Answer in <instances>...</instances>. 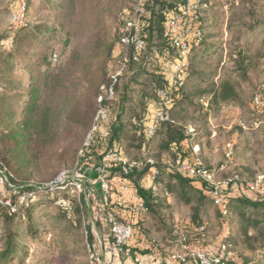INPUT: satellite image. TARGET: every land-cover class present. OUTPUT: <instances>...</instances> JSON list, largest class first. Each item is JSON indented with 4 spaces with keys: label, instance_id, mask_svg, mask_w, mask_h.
I'll return each mask as SVG.
<instances>
[{
    "label": "trees",
    "instance_id": "16d2710c",
    "mask_svg": "<svg viewBox=\"0 0 264 264\" xmlns=\"http://www.w3.org/2000/svg\"><path fill=\"white\" fill-rule=\"evenodd\" d=\"M165 1L156 6L155 10L154 8L149 9V7H152L153 3L157 2L156 0L144 1L146 14L143 34L145 38L150 36L148 40L159 35V41L163 43L150 47V49L146 48V52L144 51L137 62L130 61L126 64L113 88V97L103 102L108 116L105 121L100 123L99 127L106 128L105 130L101 128L100 132L96 131L92 134L90 139L92 144L89 141L79 162L81 165L86 164V159L91 156L100 165L104 153L117 149L125 153L129 162L142 163L140 166L131 167L127 176L146 207V214L134 226L136 233L143 236L147 245V249L133 248V252L140 251V254L136 252L139 256L142 254L156 258L155 253L159 252L160 257L166 246L181 243L182 238L185 239V245H190L191 242H202V237L209 232L208 224L203 222V218L213 208L220 217L219 227L223 228V225L227 223L230 229V234L223 241L228 239L229 244L235 246L236 239L231 238V234L235 233L237 239H241L251 250H255V246H264V200L253 201L248 194L242 192L238 196L230 197L226 207L227 213L224 215L218 207L213 205L207 185L197 178L187 176L175 164L178 159L192 160L190 154L183 149L181 144L183 141L191 139L193 143L200 146L209 145L208 113L203 111V106L200 103L203 96L209 97L208 108L212 112H217L222 105L230 104L242 109L246 108L247 104L243 100V91L241 90L242 85H252V77L259 79L258 69L262 68L261 71L264 74V35L262 44L257 48L255 45L257 41L255 39L262 32L264 34V20L261 19V15L258 16L256 2L242 0L243 3L234 16L238 17L240 25L246 28L245 32L236 31L238 32L237 39L243 38L244 41L242 45L235 46L233 51H227L228 61L220 67L222 76L217 82H214L217 68L222 61L223 50L221 43L211 41L214 37L219 36L216 33L219 23L215 19L207 20L206 13L209 12V9L202 18L203 40L191 50L185 83L174 96L169 119L159 125L152 138H146L142 132H138V124L147 114L150 104L156 100L157 90L166 86L162 76L161 63L167 47H169L170 54H173L163 35L162 10L180 0ZM27 11H29L28 5ZM29 26L30 24L27 23L17 27L16 33L30 28ZM207 29L208 32H205ZM36 31L38 32L27 33L29 36H22L21 40L15 41V43L26 41L24 55H20L18 52L8 53L13 48L8 52L0 51V143L2 144L0 176H9L11 189L16 191V195L26 191L47 194L45 187H40V184L45 183H36L31 179L29 173L23 172L33 161L23 158L25 154L23 148L44 147L46 141H50V137L57 139L60 136L61 138L59 130L67 129L69 121L76 120L77 106L79 110L81 106L83 107L84 115H81L80 112L79 114L82 118V133L84 134L90 126L94 105L97 106V99L103 94L102 88L109 86L110 75L115 71L109 74L103 67L100 81L98 80L94 84L89 78L90 67H84L81 77H85L92 86L88 93V99L85 98L82 91H73V93L61 91L59 89L61 79L53 73H48V75L39 73L34 76L32 74V77L29 76L26 80L27 84L15 85L16 82L11 78V75L15 71L16 60L20 57L25 62L37 55L38 47L35 45V41L43 32V28ZM116 45L120 48L119 35ZM114 46L113 43L107 49L109 57L112 53H116L113 51L116 47ZM121 53L122 51L119 49L115 57L116 64H118ZM215 56H220V60L213 66L211 60ZM34 63H37V60H34ZM51 67H53L52 62H48L46 68ZM138 78H142L141 81H138ZM19 89L22 91L19 95L9 96L11 90ZM58 89L59 91H57ZM259 91L258 87L256 92ZM93 122L94 120H92V126ZM190 126L195 128L196 135L193 138L191 135H187ZM6 134L8 135L6 136ZM148 159H151L153 163H147ZM171 164L172 168L170 169ZM151 168L159 171V176L156 179L158 190L155 193L151 191V188L146 189L141 185L143 175ZM112 172L120 173V167L112 168ZM235 175L241 178L239 173ZM69 197L73 205L80 200L88 207L85 190L79 199L76 196ZM15 200L16 196H13L12 201ZM32 202L26 207L17 204L16 213H10L7 207L0 205V217L5 215L10 221L22 218L20 216L21 209H29ZM180 207L187 212V221H178L176 215L177 209ZM60 213L66 219L65 214L62 211ZM6 222L1 219V230L2 234L4 233L3 242L5 243L0 255L1 261L15 256L16 248L25 242L24 237L17 238L16 233L8 231L11 223L7 224ZM170 255H166L169 261ZM237 259L239 260L238 256ZM182 264L198 263L193 258L187 257L186 262ZM243 264H247V261Z\"/></svg>",
    "mask_w": 264,
    "mask_h": 264
},
{
    "label": "rangeland",
    "instance_id": "374dc122",
    "mask_svg": "<svg viewBox=\"0 0 264 264\" xmlns=\"http://www.w3.org/2000/svg\"><path fill=\"white\" fill-rule=\"evenodd\" d=\"M156 1L153 5L149 4L152 5L149 9L154 8L155 10V7L160 3H164L165 0ZM210 1L213 4L209 12L206 13L207 20L215 19L219 23V28L216 31L219 36L214 37L211 41L221 43L223 50L221 59L226 62L228 61V57L226 58L227 51H233L235 46L242 45L244 41L243 38L237 39L238 32L236 31L245 32L246 28L242 27L239 18L234 16L243 2L242 0H226L229 5L226 10H221L223 9L224 0ZM252 1L257 3L258 16L261 15V19L264 20V0ZM136 2L137 0H0V51L8 52L13 48L8 53L18 52L20 55H24L26 41L24 40L23 43H15V41L17 39L21 40L22 36L27 37L31 33H37V29L43 28V32L35 41V45L38 47L36 49L37 55L25 62L19 57L15 62V71L11 75V78L17 83L15 85L22 86L21 84L26 83V80L29 76L32 77V74L34 76L39 73L47 75L53 73L61 79L59 84L61 91H67L68 93L82 91L85 98L88 99V93H90L92 86L85 77H81L83 69L85 66L90 67L89 78L94 84L98 80L100 81L103 67L106 73L109 74L116 70L118 64H116L115 57L119 51L116 39L119 32L121 13L123 10L132 11ZM20 3H25L26 9L27 5L29 6V11L26 13V24L29 23L30 28L16 33L17 27L11 24V18ZM214 11L218 13L217 17L214 16ZM205 32H208V29ZM262 33L255 39L257 40L255 43L256 48L262 44L264 35ZM149 38L146 37L145 39L148 40ZM1 42L4 43L1 44ZM113 43L116 46L113 49L116 54L112 53L109 57L107 49ZM147 43L146 48L150 49V47H155L163 42L159 41L158 35L153 36ZM34 60H37V63H34ZM218 60H220V56L212 58L213 66L216 65ZM48 62H52L53 67L46 68ZM227 67H230V65H227ZM261 70L262 68L258 69L259 79L252 77V85H242L243 100L247 104L246 108L243 109L244 116L238 117L233 114L226 123L233 126L234 121L240 118L247 125L246 134L244 133L245 138H242L241 134L236 140L237 143H234V140L230 138L231 127H213L214 136L211 145L205 146L199 157L196 155H194L196 157H191L202 163L203 167L213 175V180L216 183H222L227 177H231L236 173L240 174L242 181H250L258 175H264V110L249 109V104L252 105V96L257 93L256 89L258 87L264 100V74ZM141 79L138 78V81H141ZM21 92L20 89L17 91L11 90L9 96L15 97ZM83 106L85 107L84 104ZM76 110V120L74 122L69 121L67 129L61 128L59 130L61 138L60 136L56 137L57 139L50 137V141H46L44 147L33 148L30 145L31 148L29 149L27 147L23 148L25 153L23 158L33 160L23 172L29 173L34 182L45 183L40 184V187H46L65 176L75 179L78 175H83L88 169H95L99 166L91 156L86 159L85 163L88 165L84 163L81 165V162H79L83 156L82 152L87 137L93 127L92 120H94L97 106L94 105L90 126L84 134L82 133L81 118V115H84L83 107L81 106L79 110L77 106ZM223 121L226 120H221L219 124H222ZM250 126L252 128L248 131L247 128ZM101 128L105 130L106 127ZM90 143L92 144V141ZM227 145L233 147L231 160L225 158ZM244 145L247 147L243 150ZM1 153L2 144L0 143V156ZM107 153L108 151L102 157ZM207 163H210V165H207ZM87 185L89 184L87 183ZM59 194L70 199V195L64 192ZM56 197V192H48L46 195L37 193L30 208L21 209L20 216L22 218L10 221L7 220L5 215L0 217V255L5 246L3 242L4 233L2 234L1 230V219L6 220L7 224L11 223L8 231H13L16 233L17 238L24 237L25 240L22 246L16 248L15 256L6 258L3 261L0 260V264H89L87 248L94 244L95 235L100 236L102 228L106 224L103 217L99 216L98 210H102L99 206L100 203L97 199L90 198L89 195L86 196L88 207L83 201L78 200L73 205L75 226L60 213L59 208L55 205ZM29 203L28 200L20 205L26 207ZM94 205L96 206L94 207ZM97 206L99 208H96ZM90 207L92 208L91 211ZM103 213L105 215V211ZM176 216L179 222L187 221V212L182 207L177 209ZM203 222L208 224L209 232L202 237V242H191L190 245H185L184 242L170 244L166 246L160 257L159 252L155 253L156 258L141 254L144 257V264H171L166 256L169 254H186L189 257L191 253L207 252L217 256L223 243L222 238L227 237L230 231L226 230L225 232L219 227L220 217L214 208L210 209L205 215ZM231 238L236 239V244L231 246L230 250L239 257L238 262L240 264L246 263V261L247 264H264L263 245L255 246V250H251L241 239L236 238L235 233L231 234ZM136 252L140 254V251L137 250ZM116 264L121 263L117 261Z\"/></svg>",
    "mask_w": 264,
    "mask_h": 264
},
{
    "label": "built area",
    "instance_id": "2783aa9c",
    "mask_svg": "<svg viewBox=\"0 0 264 264\" xmlns=\"http://www.w3.org/2000/svg\"><path fill=\"white\" fill-rule=\"evenodd\" d=\"M144 1L137 0L132 11L123 10L121 13L118 35L119 49L122 53L119 56L118 67L110 75L109 86L102 88L103 94L97 99V112L85 147L88 146L92 134L101 131L100 123L107 119V110L104 108L103 102L113 97V88L117 84L126 64L130 61L137 62L146 49L145 35L143 34L146 14ZM210 6V3L206 0H180L162 10L163 35L173 54H170L168 47L161 63L162 76L166 86L157 90L156 100L150 104L147 114L138 124V132H142L146 138H152L159 125L169 119L174 96L185 83L191 50L203 40L202 18ZM26 12L25 3H20L12 14L11 24L15 27L25 25L27 22ZM8 40L10 41V39ZM3 43L1 42V44ZM252 105L258 111L264 110V100L259 92L253 96ZM232 156L233 147L227 145L225 157L227 160H231ZM146 162L153 163L151 159L146 160ZM140 164L142 165V163L129 162L121 151L114 149L104 155L102 164L97 168L88 169L83 175H78L72 180L67 176L61 177L44 188L47 193L56 192L55 205L76 226L71 200L62 197L59 193L64 192L67 195L79 198L80 194L86 189L87 183L95 185L100 182L99 202L102 210L98 211L99 216L103 217L109 229L110 243L107 254L110 258L123 257L130 259L133 264H144L143 258L133 252V248L137 247L136 245L139 242L144 244V248L147 249L143 236L138 235L134 228L141 217L146 214V207L141 198H136L135 202H131L124 199V195L131 193L136 197L137 192L131 187L127 176L131 167L140 166ZM175 165L187 176L197 178L207 185L213 205L218 207L224 215L227 213L228 200L234 195L238 196L243 192L255 200H264V175H258L250 181H242L238 175H233L227 177L222 183H216L213 180V175L203 167L198 159H192L191 161L178 159ZM118 166L120 167V173L112 172V168ZM169 168H172V164ZM151 169L150 188L155 193L158 190L156 179L159 176V171L154 168ZM93 172L98 175L95 181L90 179ZM0 186V205L7 207L10 213H16L17 204H22L28 200L31 202L37 194L33 191H26L16 195V191L11 189L9 176L0 177ZM113 194L118 197L115 201L111 199ZM13 196H16L15 203L12 201ZM103 211H105V215ZM184 240L182 238L181 243ZM230 248L231 245L228 240H224L217 256L198 252L191 253L189 257L196 260L198 264H240L236 254ZM87 253L89 264H103L95 243L87 248ZM133 254L134 257H132ZM169 258L170 261L176 264H182L186 262L187 255L171 254Z\"/></svg>",
    "mask_w": 264,
    "mask_h": 264
},
{
    "label": "crops",
    "instance_id": "0c3cea01",
    "mask_svg": "<svg viewBox=\"0 0 264 264\" xmlns=\"http://www.w3.org/2000/svg\"><path fill=\"white\" fill-rule=\"evenodd\" d=\"M207 2L210 3V7H212V2L210 0H206ZM224 4L222 5V8L221 10H226V8L228 7L229 3L224 0ZM211 9V8H209ZM216 9V8H215ZM218 13L216 11H214V16L217 17ZM212 20V19H210ZM225 62L224 61H221L220 63V66L219 68H217V75L216 77L214 78V82H217L219 80V78L222 76V70L220 69L221 65H223ZM254 96V95H253ZM252 96V97H253ZM208 102H209V97L207 96H203L200 100V103L201 105L203 106V111L204 112H207L208 113V116H207V126H208V129H209V145H211V140L214 136L213 134V127H228L230 128L231 127V131H230V138H232L234 140V143H237L236 140L239 138V135L242 134V138H245L244 136V133L246 134L245 130H246V127L247 125H245V123H243V121L240 119V118H237L235 121H234V125L231 126V125H227L226 123H228V118H230L233 114H235V116H244L243 114V109L239 106H236V105H233V104H230V105H222L220 107V109L217 111V112H212L211 110H209L208 108ZM251 102H252V99H251ZM258 111L253 105L249 104V109H253ZM245 109V108H244ZM253 111V110H251ZM254 112V111H253ZM255 114V112H254ZM225 119L226 121H223L222 124H219V122L221 120ZM233 122V121H232ZM227 125V126H226ZM236 126V127H235ZM252 128V126L248 127V131H250V129ZM195 128L194 127H189L188 130H187V135H191L192 138L194 137V135H196V132L194 130ZM241 129V131H240ZM191 131V132H190ZM182 146H183V149L184 151H187L190 155V157H193L194 155H196L197 157L200 156V154L202 153L203 151V148L205 146H209V145H206V144H203V145H199V144H196V143H193L191 139H188V140H185L183 141L182 143ZM247 146L244 145L243 146V150L244 148H246ZM122 152V151H121ZM123 153V152H122ZM123 155L125 156V153H123ZM226 158V157H225ZM103 162V161H102ZM207 165H210V163H207ZM219 166V164L217 165V167ZM151 173H152V169H149L142 177L141 179V185L144 187V188H150V184H151ZM89 185L86 186L87 190L85 189V193H86V196H90V198H94L97 199V201H99V192L98 190L96 189V184L94 185L93 183H88ZM130 184H131V187H133V184L132 182L130 181ZM94 186V188H92ZM134 188V187H133ZM0 191H1V188H0ZM136 198H140L138 195H136V197L134 195H132L131 193H128V194H125L124 195V199H128L129 201L131 202H135L136 201ZM112 201H115L118 199V197L116 195H112L111 197ZM250 199H252L253 201H257L255 199H253L252 197H250ZM87 200V198H86ZM100 203V202H99ZM96 205H94L95 207ZM100 206V205H99ZM99 206H97L96 208H99ZM91 207H90V211H91ZM117 213V212H116ZM118 214V213H117ZM222 230L226 232V230H228V232L230 231L227 223H225L223 225V228ZM222 231V232H223ZM225 234V233H224ZM230 234V233H229ZM224 237V235H223ZM224 239V238H222ZM94 243L96 244L97 246V249L99 251V254L101 255L102 257V261H103V264H116V262H120L121 264H133V262L130 260V259H126V258H122V260H120L121 257H114V258H110L107 254V251H108V248H109V243H110V236H109V229H108V225L105 224L104 227L102 228V231L100 233V236L99 235H95V240H94ZM137 247H143L144 248V244L142 243H137L136 245ZM141 256V255H140ZM142 257V256H141ZM144 258V257H143Z\"/></svg>",
    "mask_w": 264,
    "mask_h": 264
},
{
    "label": "water",
    "instance_id": "95a60500",
    "mask_svg": "<svg viewBox=\"0 0 264 264\" xmlns=\"http://www.w3.org/2000/svg\"><path fill=\"white\" fill-rule=\"evenodd\" d=\"M97 177H98V175L96 172H93L90 175V179H92L93 181H95L97 179ZM96 189L98 190L99 193H101V183L100 182L96 183Z\"/></svg>",
    "mask_w": 264,
    "mask_h": 264
}]
</instances>
